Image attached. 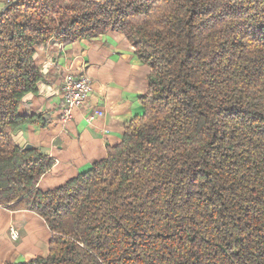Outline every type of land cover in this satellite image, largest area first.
Masks as SVG:
<instances>
[{"label": "trees", "instance_id": "obj_1", "mask_svg": "<svg viewBox=\"0 0 264 264\" xmlns=\"http://www.w3.org/2000/svg\"><path fill=\"white\" fill-rule=\"evenodd\" d=\"M108 31L149 68L142 114L64 186L11 133L35 48ZM0 206L51 232L25 264H264V0H7L0 12Z\"/></svg>", "mask_w": 264, "mask_h": 264}, {"label": "crops", "instance_id": "obj_2", "mask_svg": "<svg viewBox=\"0 0 264 264\" xmlns=\"http://www.w3.org/2000/svg\"><path fill=\"white\" fill-rule=\"evenodd\" d=\"M4 2L0 0V12ZM34 64L42 80L35 94L23 98L18 114L42 116L44 124L22 126L11 133V140L53 161L37 185L39 191L47 192L86 173L105 160L107 148L121 143L124 124L142 114L139 99L148 89L149 68L136 58L125 36L114 31L68 45L52 41L35 48ZM80 75L92 81L91 93L63 123L61 84L67 76ZM97 112L102 115L88 123L87 118ZM10 229L17 231L16 241L9 238ZM51 238L36 213L0 206V264H25L46 257Z\"/></svg>", "mask_w": 264, "mask_h": 264}, {"label": "built area", "instance_id": "obj_3", "mask_svg": "<svg viewBox=\"0 0 264 264\" xmlns=\"http://www.w3.org/2000/svg\"><path fill=\"white\" fill-rule=\"evenodd\" d=\"M92 90V81L85 75L77 77L67 76L61 84L60 94L63 104L61 121L64 123L70 118V112L74 108H79L88 98ZM102 114L97 112L92 117L87 118L90 123L97 116ZM19 235L14 229L9 230V238L16 241Z\"/></svg>", "mask_w": 264, "mask_h": 264}, {"label": "rangeland", "instance_id": "obj_4", "mask_svg": "<svg viewBox=\"0 0 264 264\" xmlns=\"http://www.w3.org/2000/svg\"><path fill=\"white\" fill-rule=\"evenodd\" d=\"M4 1H5V2H4V3H5V5H6V4H7V0H4Z\"/></svg>", "mask_w": 264, "mask_h": 264}, {"label": "water", "instance_id": "obj_5", "mask_svg": "<svg viewBox=\"0 0 264 264\" xmlns=\"http://www.w3.org/2000/svg\"><path fill=\"white\" fill-rule=\"evenodd\" d=\"M25 148H29V147H25Z\"/></svg>", "mask_w": 264, "mask_h": 264}]
</instances>
